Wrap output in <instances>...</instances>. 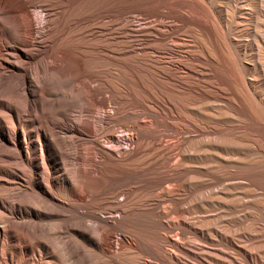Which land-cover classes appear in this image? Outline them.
<instances>
[{"label": "bare ground", "instance_id": "obj_1", "mask_svg": "<svg viewBox=\"0 0 264 264\" xmlns=\"http://www.w3.org/2000/svg\"><path fill=\"white\" fill-rule=\"evenodd\" d=\"M223 7L0 0V264H264V149L237 116L247 110L242 97L230 105ZM35 9L49 25L39 39ZM133 14L181 26H136L126 21ZM243 14L264 11L256 3ZM258 33L231 41L240 62L251 58L247 70L259 69ZM182 36L201 64L164 61L186 45ZM206 60L228 75L202 79ZM110 103L114 114L98 130L95 113ZM166 115L178 122L158 119ZM121 130L135 142L119 154L101 139L116 141ZM167 131L181 133L171 146Z\"/></svg>", "mask_w": 264, "mask_h": 264}, {"label": "rangeland", "instance_id": "obj_2", "mask_svg": "<svg viewBox=\"0 0 264 264\" xmlns=\"http://www.w3.org/2000/svg\"><path fill=\"white\" fill-rule=\"evenodd\" d=\"M218 2L221 4L222 7L224 6L223 7L224 12L223 13L225 14V12H226L225 17H226V22H227V27H226L227 29L223 31V36L221 34V36H219V37H221V39L226 42L228 51L230 52V55L233 58L232 60H234L232 62L233 67L230 65L231 66L230 71L232 70L231 72H233V70H234L233 74L237 75L239 82L243 86V88H242L241 85H238L240 83L237 82L238 81L237 77H235L233 74L229 73L230 79L232 80V83H233L230 88H232L233 91L235 92V93H233L232 89H230V91H229L228 96H229V98L231 97V99H232V100H230V105L232 107L236 106V102L233 101V99H235V97H236L235 94L242 97L247 110H244L243 112H241V114H237V116L239 118H241V120H242L241 124H242V126H244V130H246V131H244L246 136L248 138H256L257 139L256 144L259 145L261 147V149H264V46L261 42L257 41V44L259 47H258V51L256 52V57H257V61L259 64V69L256 68L255 70H247L245 68V65H247L248 63H251V60H250L251 58H249V56H247L246 58H244V60L242 62H240L236 58V56L234 55L235 52H234V47L232 45V43L235 42L234 39H236V41H238V40L240 41L241 39L250 40L251 38H252L251 41L254 39L258 40L257 38L254 37L255 32L256 33L260 32L258 34H260V35L263 34V36H264V15L260 14L257 16V19H254V18L247 17V15L243 14L244 12H246V10L252 9L253 6H256V3L260 4L262 11H264V0H218ZM241 6L245 7L246 9H242V8L238 9ZM35 12L37 14V21L35 23V32H36V38L38 37V39H39L41 35L46 33V30H47L49 25L47 22V17H45L43 12H40L39 9H35ZM133 15L126 17V21H128L130 23H132V21H133V24L136 26H143L144 24H146V22L150 23L151 25L161 23L163 26L162 29H167V30L168 29H177V28H180V26H181V23H179V21L176 22V20L171 19V18H164V19L151 18V19H147L146 21H143V20H140V18H138L139 16L135 17L136 15H134V16ZM240 17H241L242 21H240ZM254 23H255V26L253 27ZM252 28H254V29H252ZM131 35H138V34L131 32ZM131 38H132V36H131ZM227 38L230 39V42H228L229 39H227ZM181 39L182 40H180L181 42L179 41V44L181 43V45H182V41L185 40L186 45L179 48L178 53H175V54L168 53V55L167 54L164 55V58H163L164 61L169 62V63H173V62L178 63L181 60V62L183 61V62H188V63L192 62L193 64H197V63L201 64L203 62L202 59H198L199 61H197V60L193 59V56H190V54L192 55V52L193 53L198 52V48H197L196 44L192 43L190 41V39L187 37L182 36ZM231 41H232V43H231ZM167 42L171 45L172 44V38H170V37L167 38ZM189 51H191V52H189ZM186 52L188 54L189 53L190 54L188 55ZM235 58H236V62H235ZM206 62L209 64L208 68H210L211 71L210 72L208 71L209 77H201L202 79L215 81L216 78L220 77L219 74L225 75V76L228 75L227 72L221 73L219 71V69L217 68V66L212 61L206 60ZM235 69H236V74H235ZM178 71H179L180 76L186 75L184 69L181 68ZM231 76H233V77L231 78ZM233 78H236V79H233ZM234 80H236L237 84H235ZM240 80L242 82H243V80H245V82H243V84H242V82ZM246 80H251L253 82L252 86H249L246 83ZM255 80H256V82H255ZM89 84L92 87L97 85L95 82H91ZM237 86L239 88H241L242 91ZM217 88H218V85H213L212 90L216 91ZM242 92H244L245 94ZM255 94H257V95L259 94L258 95L259 98ZM103 95L106 96V94L101 93V95H99V97H103ZM251 99H253V100H251ZM114 108H115V105L113 103H110L106 107H104L102 109H98V111L95 113L96 114L95 126H97L98 130L104 128L103 126H106V118L108 116L114 114ZM82 117L86 118L87 116L85 114H83ZM164 117H166L165 118L166 120L164 119ZM171 118H173V119L170 120ZM229 118H233V117L228 116L225 119L229 120ZM158 119L161 122L163 121V123H166L169 125H171V124L173 125V124H176L178 122L177 119L175 120L174 117L169 116V115L160 116ZM141 121L143 123H148L149 118L143 117V118H141ZM152 126H161V125L158 124V125H152ZM177 126H180V124ZM200 126H204V125L201 124ZM230 126H235V123L230 125ZM253 126L254 127L258 126V128H257V130H258L257 133L259 134V135L257 134L258 137L252 135V133H253L252 129H254ZM160 129H161L160 127L155 128V130H160ZM167 132L169 133V136L163 137L162 143H165L166 145L171 146L176 141L179 140L181 133H179L178 131H174V132L167 131ZM120 133H122L123 137L116 140V141L110 142V141H106L105 139H101V141L104 143H107L108 146H112L113 148L117 149L119 154L123 153L125 151H128V150H131L134 147V142H135V137H134V135H132V133L130 131L121 130ZM85 154L87 156L93 157V154L88 152L87 150H85ZM103 216H105V214H103ZM114 217H117L116 213L114 214Z\"/></svg>", "mask_w": 264, "mask_h": 264}]
</instances>
